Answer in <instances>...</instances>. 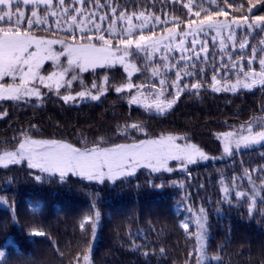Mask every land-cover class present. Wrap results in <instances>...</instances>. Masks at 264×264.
<instances>
[{"label":"trees","instance_id":"1","mask_svg":"<svg viewBox=\"0 0 264 264\" xmlns=\"http://www.w3.org/2000/svg\"><path fill=\"white\" fill-rule=\"evenodd\" d=\"M116 2L127 5L129 13L146 11L170 20L187 18V10L182 7L187 0ZM240 2L236 0L237 4ZM218 3L223 6L222 0ZM244 3L247 7L248 0ZM253 3L257 7L250 15H264V0ZM87 7L92 8L91 3ZM171 26L167 24L165 28ZM35 34L54 36L41 30ZM259 39L256 36L250 42L257 44ZM135 63L142 71L131 78L132 82L150 83V72L143 68V61ZM105 74L109 76V90L96 102L65 104L54 94L39 102L0 101V145L11 142L24 130L36 139H56L77 147L85 142L91 147L101 138L108 142L104 146H110L129 142L118 135V126L139 123L144 127L143 132L135 134L139 139L162 134L187 136L189 142L216 157L221 152V141L217 139L221 132L264 114V88L230 93L205 87L199 93H181L168 113L152 115L129 105L125 101L128 92L114 91L115 86L128 79L119 66L85 73L84 85L90 87L94 80L102 83ZM73 89L83 88L79 84ZM4 111L6 115L2 114ZM7 149L10 147H0V151ZM262 153L264 145L241 150L225 160L189 165L184 172L171 162L172 172L140 169L132 176L103 184L71 174L61 180L60 176L42 174L25 164L0 167V198L6 202V207L0 205L4 264H75L76 256L88 248L91 264H195V256L188 255L196 247L194 237L181 227V221L191 216L188 207H204L208 214V264H218L211 259L216 256L220 257L219 264H264V214L259 211L264 203L258 196L257 209L249 214L245 200L235 198L236 188H232L230 204L224 200L220 184L224 179L231 185L232 176L240 177L243 168L251 170L264 165ZM259 175L264 173H253L254 178ZM236 183L245 190L250 187L246 179ZM260 194L264 195V190ZM97 211L100 216L95 235L90 224L82 231L80 223L87 215L94 217ZM31 229L42 230L46 235L29 236ZM188 231H195L194 223ZM9 238L11 244L7 242ZM160 248L165 249V255L160 254Z\"/></svg>","mask_w":264,"mask_h":264},{"label":"snow or ice","instance_id":"2","mask_svg":"<svg viewBox=\"0 0 264 264\" xmlns=\"http://www.w3.org/2000/svg\"><path fill=\"white\" fill-rule=\"evenodd\" d=\"M90 3L97 11L88 12L85 16ZM69 4L72 6L69 7ZM222 5L218 0H187L182 3V7L187 10L186 19L176 17L171 21H162L159 15L146 11L129 13L128 6L117 4L116 0L103 4L100 0H0V101L27 102L30 98L43 99L49 94H55L65 104L77 100L99 101L109 90V76L105 74L102 83L94 80L88 87L84 85L80 74L112 69L117 65L123 67L128 79L115 86L114 91L128 92L129 104L140 106L148 112L165 113L173 107L182 92L199 93L206 85L213 92H235L257 86L264 88V15H250L257 7L253 0H248L247 7L244 0L239 4L236 0H222ZM245 7L247 14H244ZM99 11L104 14L98 15ZM236 13L241 15L237 16ZM49 17L56 19L57 29L64 27L60 23L61 18L67 22L64 32L71 37L70 40L43 38L33 34V29L45 25ZM105 20L111 22L107 35L102 34ZM134 20L139 23H134ZM117 22L123 25L119 30L115 27ZM85 23L89 25L87 29L84 28ZM154 24L173 26L167 27L164 34L157 36ZM77 28L79 37L74 34ZM146 28L149 34H145ZM240 28L245 31L238 38L236 29ZM46 30L52 31L50 27ZM256 36L260 39L257 44H252L250 40ZM203 37H210L214 45L218 42L221 53L228 50V42H231V47L235 49L238 45L241 53L250 49V55L247 59L244 55H240L239 59L229 55L227 62L221 57L220 63L215 64L214 57L209 60L208 40ZM77 40L80 42L77 43ZM55 45L60 46L59 50ZM177 52L178 59L173 55ZM157 54L161 63L153 66ZM133 56L143 61L144 69L150 68L151 77H159L158 87L155 82H132L134 72L142 71L130 59ZM62 57L65 59L62 60ZM201 59L205 66L212 64L210 84L207 82V68L198 66ZM257 60L258 71L253 67ZM49 61L53 70L45 72V64ZM173 70L175 78L169 82L167 73ZM232 75H235V82H231ZM187 78L194 82L185 83ZM77 81L84 90L74 91L73 83ZM168 87L174 89L171 98L166 96ZM42 89H47V92ZM2 114L7 113L4 111ZM229 129L217 137L223 142V153L229 157L242 149L264 145V116L253 117L238 128L229 126ZM117 131L119 136L129 142L104 146L108 142L101 138L91 147L86 142L84 146L77 147L56 139H36L28 131L21 130L11 142L0 145L10 147V150L0 152V167L7 169L10 165L26 163L29 169L59 173L61 180L71 173L103 184L106 180L115 181L119 177L132 175L139 167L150 168L153 172H172L174 169L169 166V161H177L182 169H187L188 165L210 159L199 146L189 142L187 136L162 134L156 138L139 139L135 134L144 131L143 125L139 123L118 126ZM261 159H264V153ZM253 173H264V165L251 170L243 168L240 177L232 176L231 185L225 183L224 179L220 180L224 200L231 204V191L236 188L235 198L245 200L249 214L257 209L258 196L260 202L264 203V195L260 194L264 190V175L254 178ZM35 178L40 180V176ZM238 179H246L250 187L247 190L241 188L236 183ZM0 202L5 201L0 198ZM187 211L191 216L181 221V227L186 234L194 237L196 245L188 255L195 256V264H204L208 214L204 207L198 211L188 207ZM259 211L264 214V208ZM99 216L98 211L94 214L95 218L87 215L80 223V229L83 231L90 224L95 235ZM193 223L195 231L189 233ZM27 235L44 236L46 233L31 229ZM7 242L11 244L13 241L9 238ZM90 251L88 248L78 254L75 264H89ZM159 251L162 256L165 255L164 248ZM5 257V250L0 249V264H4ZM211 259L219 264V256Z\"/></svg>","mask_w":264,"mask_h":264},{"label":"rangeland","instance_id":"3","mask_svg":"<svg viewBox=\"0 0 264 264\" xmlns=\"http://www.w3.org/2000/svg\"><path fill=\"white\" fill-rule=\"evenodd\" d=\"M54 2H55V0H54ZM71 6H72V5L69 4V7H71ZM76 7H79V5H76ZM96 11H97L96 9H92V8L89 9V8L87 7V10L85 11V16L88 15V12H96ZM109 12H110V10H109ZM29 14H30V13H29ZM73 14H75V13H73ZM97 14H98V15H103L104 12H103V11H99ZM81 19H84V18L82 17ZM161 20H162V21H164V20L171 21L170 19H162V18H161ZM96 22H97V23H100L99 20H97ZM133 22H134V23H139V22L136 21V20H134ZM60 23L63 24L64 27L61 28V29H57V27H56V19H55V18H52V17H49L48 22H47L45 25H43V26H38V27H36V28L33 29V34L36 35V34H35V31L41 30V31H45V32H48V33L50 32V33L54 34V36H53V37H49V36L41 35V34H40V35H37V36H39V37H43V38H55V39H69V40H70L71 37H70L69 35L65 34V32H64V28H67V22L64 21V20L61 18ZM78 23H79V22H78ZM150 23H152V22L150 21ZM166 25H167V24H166ZM166 25H158V24H154V25H153V28H154V30H155L157 36H160V35H162V34L165 33V31H166L165 26H166ZM109 26H111V22H110L109 20H105V21L102 23V28H103V32H102V34L107 35V29H108ZM122 26H123V25L120 24L119 22H117V24L115 25V27L117 28V30H119ZM49 27L52 29V31H47V30H46V29L49 28ZM88 27H89L88 23H85V24H84V28L87 29ZM181 27H183V26H181ZM244 31H245V29H243V28L236 29L237 37L239 38L240 36H242L243 33H244ZM74 34H75L77 37H79V35H80L79 28L76 29V31H75ZM145 34H149L147 28L145 29ZM224 35L227 36V32H225ZM203 38L208 40V48H209V53H208V55H209V60H213V57H214V63H215V64H219V63H220V61H221V57H223L224 61L227 62V58H228L229 55H232V56L235 57L236 59H239L240 55H244V56H245V59H247V57L250 55V52H248L247 50H245L244 53H241V52L239 51V49H238V45H237V47H236L235 49H233V48L231 47V42H228V43H229V48H228V50H227L226 52H224V53H221V52L219 51V43H218V42L214 45V44H212L210 37H203ZM76 42L79 43L80 41L77 40ZM113 42L115 43V41H113ZM54 47H55L57 50H59V48H60L59 45H55ZM133 52H135V49H134V48H133ZM173 55H175L177 59L179 58V53H178V52L175 53V54H173ZM201 55L203 56V53H202ZM61 59L64 60L65 58L62 57ZM130 59H131L134 63H135L136 60H137L136 56L130 57ZM139 61H142V60H139ZM65 62H66V61H65ZM160 63H161V61L159 60V54H157V56L154 57L152 64H153V66H154V65H158V64H160ZM117 66H119V67L123 70V67H122V66H120V65H117ZM198 66H199V67H206V68H207L208 76H209V84H210V78H211V75L213 74L212 71H211L212 64H208L207 66H205L204 60L201 59V60L198 62ZM253 67H255L257 71L259 70L258 60L253 64ZM51 70H53V69H52V64H51V62H50V61H49V62H46V64H45V72H47V71H51ZM89 72H90V71H89ZM123 72H124V70H123ZM148 72H150V68H148ZM86 73H87V72H86ZM124 73H125L126 76H127V73H126V72H124ZM138 73H139V72H134V74H133L132 77H134V76L137 75ZM84 74H85V73H81V74H80L82 78H83V75H84ZM149 74H150V78H151L150 82H155V83L157 84V87H158V86H159V85H158L159 77H151V72H150ZM231 77H233V78L235 79V75H232ZM167 78L169 79V82L175 78L174 70H173V71H170V72L167 73ZM6 79H8V78H6ZM154 80H155V81H154ZM184 82H185V83H189V82H194V81H192L191 78H187V79H185ZM231 82H235V80H231ZM79 84H80L79 81L74 82V83H73V88H74L75 85H79ZM166 87H167V86H166ZM206 87L209 88V89H211V88L208 87L207 85H206ZM259 88H261V87L257 86V87H255V88H253V89H238V90L255 91V90L259 89ZM62 90H63V89H62ZM81 90H84V89H81ZM42 91L47 92V89H42ZM78 91H80V90H78ZM173 91H174V89L168 87V88H167V91H166V96H168L169 98H171L170 94H171ZM222 92H223V91H222ZM182 93H183V92H182ZM230 93H233V92H230ZM73 94H74V93H73ZM54 95H55V94H54ZM29 100H36V101H38V102L41 101V99H37V98H35V97L30 98ZM125 101L129 104V102H128V101H129V97H127ZM81 102H96V101H90V100H84V101H81V100H77L76 102H74V103H69V104H79V103H81ZM129 105H131V106H133V107H138V108H140V109H143L142 107L137 106V105H132V104H129ZM173 106H174V105H173ZM171 109H172V108H171ZM171 109H168L165 113H162V114H161V113H156L155 111H153V112H148V111H146V110H144V109H143V110L146 111V112L149 113V114H152V115H164V114L168 113ZM262 116H264V114L261 115V116H259V117H262ZM240 125H241V124H238V125H236L234 128H238ZM220 141H221V140H220ZM259 146H262V145H259V144H258V145H254V146H252L251 148H255V147H259ZM249 149H250V148H249ZM7 150H8V149H7ZM242 150H246V149H242ZM2 151H4V150H1L0 152H2ZM240 151H241V150H240ZM208 156H209V155H208ZM209 157H210L209 160H225V159L229 158V156H227L226 154L223 153V142H222V141H221V152H220V154H219L218 156H216V157H211V156H209ZM209 160H207V161H209ZM207 161H199L198 163H204V162H207ZM171 162H176V167H175V168H176L177 170H180V171H182V172L185 171V169H182V168L180 167L179 162H177V161H169V164H170ZM24 164L26 165V163H24ZM188 166H189V165H188ZM140 169H144V170L146 169V170H148V171H150V172H153L150 168H147V167H139V168H137V169L134 171V173H133L132 175H134V174H135L138 170H140ZM34 170H37V171H39V172H41L42 174H45V175H57V176H59V173H54V174H53V173L42 172V171H40L39 169H34ZM160 172H161V171H160ZM163 172H167V171H163ZM69 174H71V173H69ZM69 174H67V175H69ZM67 175H66V176H67ZM71 175H72V174H71ZM132 175H125V176H122V177L132 176ZM74 176H76V175H74ZM78 177H79V176H78ZM122 177H119V178H122ZM87 181H88V180H87ZM106 181H110V182H111L112 180H106ZM3 201H5V200L3 199ZM0 205L3 206V207H6V202H0ZM194 211H198V209H197V210H194ZM190 215H191V213H190ZM194 226H195V224H194ZM205 256H206V255H205ZM209 260H210V258H207V256H206V258H205V260H204V264H208V261H209ZM89 264H91V263L89 262Z\"/></svg>","mask_w":264,"mask_h":264}]
</instances>
